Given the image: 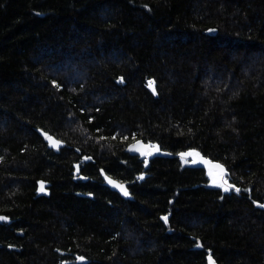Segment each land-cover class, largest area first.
<instances>
[{
  "label": "trees",
  "instance_id": "trees-1",
  "mask_svg": "<svg viewBox=\"0 0 264 264\" xmlns=\"http://www.w3.org/2000/svg\"><path fill=\"white\" fill-rule=\"evenodd\" d=\"M0 215V264H264V0H0Z\"/></svg>",
  "mask_w": 264,
  "mask_h": 264
},
{
  "label": "water",
  "instance_id": "water-1",
  "mask_svg": "<svg viewBox=\"0 0 264 264\" xmlns=\"http://www.w3.org/2000/svg\"><path fill=\"white\" fill-rule=\"evenodd\" d=\"M121 81V78L118 80ZM148 82V88L153 91L152 85ZM37 134L41 137V139L44 141L48 149H52L55 151H59L65 146V143L57 138H55L50 133L42 130V129H36ZM126 151H128L132 155L137 156H148L149 159L151 158H178L180 160H188L190 166L198 169L204 170L206 175L212 179H214L215 185H222L227 188H234V185L230 183L229 179V172L227 168L221 164L218 161H214L210 158H207L200 152L196 150H189L188 152L181 154H173L168 151L162 150L160 146L156 143H150V142H144L141 139L135 140L131 143H129L126 147ZM88 160V159H83ZM79 163L74 164V176H79ZM148 169V165L145 166L144 170ZM149 174L146 171H143L141 174L137 175L138 183H142L145 181L146 178H148ZM103 183L104 186L110 189L111 191L121 195V196H127L128 195V186L127 183L121 182L117 179L111 178L110 176L103 174ZM82 180H88L85 177H81ZM239 190V188H236L235 191ZM9 218L5 215H0V223H8ZM17 235H22L21 231L16 232ZM201 247V244L199 240L197 241L196 248L199 249ZM61 254V252H59ZM207 264H216L214 259L210 254L207 255L206 258ZM66 264V263H62Z\"/></svg>",
  "mask_w": 264,
  "mask_h": 264
},
{
  "label": "flooded vegetation",
  "instance_id": "flooded-vegetation-1",
  "mask_svg": "<svg viewBox=\"0 0 264 264\" xmlns=\"http://www.w3.org/2000/svg\"><path fill=\"white\" fill-rule=\"evenodd\" d=\"M138 157L140 158V160H142L144 162V166L145 165L149 166V163H150L152 158L149 159L148 156H138ZM207 178L209 179V184H211V183L216 184V183H214L215 182L214 179H212V178H210L208 176H207ZM217 186L221 189L223 194L230 193L231 191H234L233 188H227V187L222 186V185H217ZM225 189H227V191H225Z\"/></svg>",
  "mask_w": 264,
  "mask_h": 264
},
{
  "label": "snow or ice",
  "instance_id": "snow-or-ice-1",
  "mask_svg": "<svg viewBox=\"0 0 264 264\" xmlns=\"http://www.w3.org/2000/svg\"><path fill=\"white\" fill-rule=\"evenodd\" d=\"M151 86V85H150ZM225 191H227V189H225ZM237 191H239L238 189H237ZM166 219V218H165Z\"/></svg>",
  "mask_w": 264,
  "mask_h": 264
},
{
  "label": "bare ground",
  "instance_id": "bare-ground-1",
  "mask_svg": "<svg viewBox=\"0 0 264 264\" xmlns=\"http://www.w3.org/2000/svg\"><path fill=\"white\" fill-rule=\"evenodd\" d=\"M102 178V177H101ZM129 192V191H128Z\"/></svg>",
  "mask_w": 264,
  "mask_h": 264
},
{
  "label": "rangeland",
  "instance_id": "rangeland-1",
  "mask_svg": "<svg viewBox=\"0 0 264 264\" xmlns=\"http://www.w3.org/2000/svg\"><path fill=\"white\" fill-rule=\"evenodd\" d=\"M185 164H186V162H185Z\"/></svg>",
  "mask_w": 264,
  "mask_h": 264
}]
</instances>
